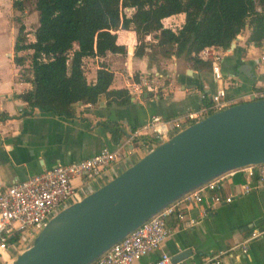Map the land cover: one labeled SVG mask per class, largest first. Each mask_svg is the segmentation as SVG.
Wrapping results in <instances>:
<instances>
[{
	"label": "crops",
	"instance_id": "0c3cea01",
	"mask_svg": "<svg viewBox=\"0 0 264 264\" xmlns=\"http://www.w3.org/2000/svg\"><path fill=\"white\" fill-rule=\"evenodd\" d=\"M6 3L7 0H0V18L7 27L6 36L11 45L4 61L9 70H3L4 65H0V184L29 177L58 162L87 157L105 146L112 148L115 141L102 121H118L123 129L122 138L130 129L143 125L153 113L169 116L196 109L200 104L198 89L213 91L224 85L228 96L239 102L247 100L241 96L264 88V61L260 60L263 47L247 42L248 27L237 35L232 48L223 50L221 68L226 79L231 77L223 81L215 80L210 69H193L175 56L153 59L135 54L138 42L133 30L118 28L114 30L117 39L120 31H124V35L121 41L116 39V43L125 45V53L101 50L100 40H95V55L84 58V68L87 80L95 81L97 70L109 67L114 73L111 86L125 87L131 94L130 102L122 105L108 102L101 94L96 104L76 102L73 116L38 109L24 112L27 103L17 95L31 87V83L20 78L19 67L13 61L18 25L15 27V22L9 19L13 4L7 8ZM181 18L182 14L173 15L164 22L177 23ZM189 68L193 72H188ZM146 72L162 73L163 84L158 93L143 91L139 97L131 92L130 85L133 77ZM116 80L120 83L115 84ZM241 179L239 173H227L222 179V188L231 191L235 184L243 181ZM186 213L182 220L174 215L168 217L169 236L158 249L131 264H150L161 251L173 255L184 248H190L191 254L181 260L182 264L197 263L204 256L219 251H225L219 262L210 264H264V233L249 240L245 251L242 249V241L252 229L264 226V186L213 206L205 198L201 204L190 206ZM189 216L197 221L188 224Z\"/></svg>",
	"mask_w": 264,
	"mask_h": 264
},
{
	"label": "trees",
	"instance_id": "16d2710c",
	"mask_svg": "<svg viewBox=\"0 0 264 264\" xmlns=\"http://www.w3.org/2000/svg\"><path fill=\"white\" fill-rule=\"evenodd\" d=\"M13 6L21 10L22 1L14 0ZM35 9L38 20L32 31L17 16L13 44L20 78L31 83L17 95L27 103L24 112L73 116L76 102L96 104L101 94L108 102H130L125 87L111 86L114 73L109 67H100L95 81L87 80L84 68V58L95 55V40L101 50L125 53V45L116 43L118 28L133 30L135 54L175 56L199 71L210 69V60L200 56L204 46L228 49L247 27V42L264 45V0H35ZM179 14L177 23L164 22ZM123 35L120 31L117 40ZM102 124L117 143L121 124ZM234 173L244 180L240 171Z\"/></svg>",
	"mask_w": 264,
	"mask_h": 264
},
{
	"label": "water",
	"instance_id": "95a60500",
	"mask_svg": "<svg viewBox=\"0 0 264 264\" xmlns=\"http://www.w3.org/2000/svg\"><path fill=\"white\" fill-rule=\"evenodd\" d=\"M234 44L232 40L230 48ZM263 162L264 97L232 103L179 129L58 210L8 264H90L186 192L239 167ZM190 254L191 249L184 248L172 260Z\"/></svg>",
	"mask_w": 264,
	"mask_h": 264
},
{
	"label": "built area",
	"instance_id": "2783aa9c",
	"mask_svg": "<svg viewBox=\"0 0 264 264\" xmlns=\"http://www.w3.org/2000/svg\"><path fill=\"white\" fill-rule=\"evenodd\" d=\"M262 47L260 60L264 61V45ZM222 54L223 49L215 45L204 46L200 51L203 59L210 60L212 76L219 81L226 79L221 68ZM163 80L164 75L159 72L139 74L133 77L131 92L138 94L139 97L143 91L156 94L161 89ZM198 95L200 104L196 109H188L169 116L153 113L143 125L130 129L112 148L105 146L87 157L58 162L29 177L15 178L9 184H0V264L10 263L15 253L58 210L108 181L179 129L215 110L235 103L236 100L228 96L227 87L224 85L213 91L206 88L198 89ZM258 97H264V88L241 96L247 100ZM238 171L243 174L244 180L235 184L233 190L225 191L222 188L223 177L227 173ZM227 173L208 180L167 204L112 244L90 264H131L143 255L158 249L162 241L169 236L171 230L166 220L171 215L182 220L190 206L201 204L205 198L213 206L229 202L235 196L247 194L255 188L264 186V162L239 167ZM75 179L77 181H74ZM196 221L195 217L187 218L190 225ZM263 233L264 226L252 229L249 236L242 241L243 251L246 250L249 240ZM223 252L225 251L206 255L201 261L192 264L219 262ZM154 263L182 264L181 260L173 261L172 255L165 251H161L150 264Z\"/></svg>",
	"mask_w": 264,
	"mask_h": 264
},
{
	"label": "rangeland",
	"instance_id": "374dc122",
	"mask_svg": "<svg viewBox=\"0 0 264 264\" xmlns=\"http://www.w3.org/2000/svg\"><path fill=\"white\" fill-rule=\"evenodd\" d=\"M14 0H7V3L5 4V7L9 8L10 4H13ZM22 1V9L15 8L13 5V13L12 15L9 14V19L11 22H15V27L18 25V21L15 18V16L19 15L20 13V19L24 23L26 29L28 31H32V29L37 24L38 19V13L35 9V0H21ZM19 20V18H18ZM13 25V23H10ZM7 27L4 25V21L0 18V65H4V69L8 71L9 66L4 64V61L6 57L10 54L11 45L9 44V39H7L8 35L6 33ZM8 32V31H7ZM29 37H32L31 34H29ZM118 76V75H117ZM120 81H115V84H119ZM122 83V82H121Z\"/></svg>",
	"mask_w": 264,
	"mask_h": 264
}]
</instances>
